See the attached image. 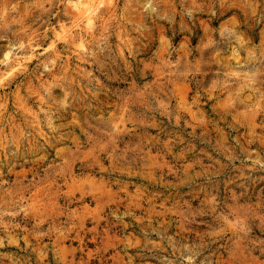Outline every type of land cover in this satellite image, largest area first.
<instances>
[{"label":"rangeland","instance_id":"rangeland-1","mask_svg":"<svg viewBox=\"0 0 264 264\" xmlns=\"http://www.w3.org/2000/svg\"><path fill=\"white\" fill-rule=\"evenodd\" d=\"M0 264H264V0H0Z\"/></svg>","mask_w":264,"mask_h":264},{"label":"bare ground","instance_id":"bare-ground-1","mask_svg":"<svg viewBox=\"0 0 264 264\" xmlns=\"http://www.w3.org/2000/svg\"><path fill=\"white\" fill-rule=\"evenodd\" d=\"M7 55V54H6Z\"/></svg>","mask_w":264,"mask_h":264}]
</instances>
